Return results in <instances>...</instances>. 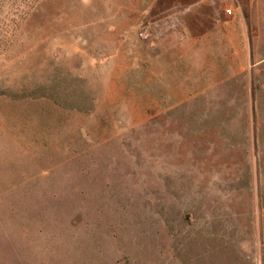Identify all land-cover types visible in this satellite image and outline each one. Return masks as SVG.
<instances>
[{
    "label": "rangeland",
    "instance_id": "rangeland-1",
    "mask_svg": "<svg viewBox=\"0 0 264 264\" xmlns=\"http://www.w3.org/2000/svg\"><path fill=\"white\" fill-rule=\"evenodd\" d=\"M187 2L0 0V264H264V56L244 106L163 78Z\"/></svg>",
    "mask_w": 264,
    "mask_h": 264
},
{
    "label": "crops",
    "instance_id": "crops-1",
    "mask_svg": "<svg viewBox=\"0 0 264 264\" xmlns=\"http://www.w3.org/2000/svg\"><path fill=\"white\" fill-rule=\"evenodd\" d=\"M186 7L185 40L176 44L167 36L157 42L156 70L172 79L184 72L189 96L218 87L226 104L247 105V63L264 56V0H188ZM227 8L232 15L223 13Z\"/></svg>",
    "mask_w": 264,
    "mask_h": 264
},
{
    "label": "built area",
    "instance_id": "built-area-1",
    "mask_svg": "<svg viewBox=\"0 0 264 264\" xmlns=\"http://www.w3.org/2000/svg\"><path fill=\"white\" fill-rule=\"evenodd\" d=\"M225 13L231 14L232 11L226 9ZM180 14L179 10L169 11L146 21L142 27L143 37L153 42L157 38L176 30L180 25Z\"/></svg>",
    "mask_w": 264,
    "mask_h": 264
}]
</instances>
